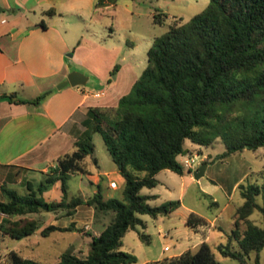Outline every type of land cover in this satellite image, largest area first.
I'll return each instance as SVG.
<instances>
[{
  "label": "trees",
  "instance_id": "obj_1",
  "mask_svg": "<svg viewBox=\"0 0 264 264\" xmlns=\"http://www.w3.org/2000/svg\"><path fill=\"white\" fill-rule=\"evenodd\" d=\"M103 0H98L100 4ZM48 10V14H52ZM164 13L154 15L163 24ZM44 26V25H43ZM118 70L115 64L112 73ZM51 90L33 99H17L34 104L44 100ZM15 94L0 99L12 101ZM84 130L74 141V148L60 156L37 186L27 184V193L2 188L0 232L17 239L30 236L39 227L37 219L27 216L45 210H64L73 215L78 205L93 208L97 219L108 222L103 230L91 236L85 256L64 252L49 264H132V252L121 250L125 232L144 226L140 217L166 216L180 206V200L149 204L154 195L142 194V188L158 184L156 174L169 169L183 174L178 157L186 154L185 140L208 147L222 142L225 150L216 158H225L244 149L264 147V0H209L207 6L185 22L168 24L165 33L154 38L147 50V63L114 107L90 106L83 120ZM94 133L101 134L105 147L124 177V200L104 198L101 184L87 197L69 196L67 181L72 174L89 171L85 159L93 156ZM209 160L203 163H208ZM190 171V169H187ZM60 181V201L46 202L41 194ZM243 202L235 210V227L227 244L217 249L223 257L246 264V256L255 252L253 264H260L258 252L264 247V226L251 219L257 210L264 222V170L254 172L247 184H239ZM19 216L18 218H13ZM190 228L207 221L194 213L186 219ZM245 228L241 232L240 225ZM77 229L47 225L41 230ZM83 231V229H77ZM141 237L148 240L146 234ZM232 240L238 246L233 249ZM3 264H43L24 258L11 250ZM144 264H219L209 243L200 242L178 255L147 261Z\"/></svg>",
  "mask_w": 264,
  "mask_h": 264
},
{
  "label": "rangeland",
  "instance_id": "obj_2",
  "mask_svg": "<svg viewBox=\"0 0 264 264\" xmlns=\"http://www.w3.org/2000/svg\"><path fill=\"white\" fill-rule=\"evenodd\" d=\"M76 3L82 14L86 16L87 23L84 25L79 23V19L74 15L75 12L70 10L61 17H51L48 23L58 26L67 35L77 36L81 34V31H84L86 35L90 33L104 46L112 48L114 64H126L127 84L138 77L146 66L147 50L154 38L165 33L169 23L185 22L203 10L209 0H103L100 4L98 0H77ZM157 13L165 14L163 24L154 22V15ZM45 19L47 20V17ZM95 61L98 62V60ZM76 66L78 69L73 71L88 76L89 80L83 85L84 88H100L97 79L85 67ZM113 74L115 73L108 75L110 82H113ZM93 140L94 154L86 159L90 171L97 173L99 170L93 161L96 158L101 166L110 172V179L116 180L118 185L115 189L104 187L103 195L107 194L109 197L124 200V184L118 183L119 181L115 178L117 166L111 159L101 134L94 133ZM184 147L187 152L183 156L198 154L201 164L209 160L204 174L199 179L193 177V172L201 164L190 171L185 169L183 174L167 169L160 171L157 176L159 183L153 188H143L141 193L151 190L157 195L156 199L148 201L149 204L158 205L167 200L179 199L180 206L166 216L154 218L148 214L140 215L144 226L138 225L135 229L125 232L121 250L132 252L136 256L137 261L132 264H144L146 261L178 255L188 248L195 250L196 242L208 235L205 241L209 243L219 264H240L236 259L223 257L217 247L219 244L229 242L228 235L235 227V210L243 202L239 184H247L252 180L254 172L264 170V147L256 150L244 149L222 159L216 158L225 150L222 142L203 147L187 139ZM180 158L181 156L178 157L179 160ZM67 184L70 197L89 195L93 188L89 178L82 173L72 175ZM102 185L104 186L105 183ZM15 190L18 194L27 193L25 187L16 186ZM46 192L53 199L62 198L59 183L51 185ZM88 208H90L88 205H82L72 215L77 222L76 228H82L83 231L56 230L44 236L40 228L44 227L45 221L38 216L39 227L30 236L17 239L0 232V264L6 261L7 253L11 250L24 258L43 264L56 262L60 255L67 251H75L76 254L84 256L83 252L89 249L87 244L89 237L86 234L87 229L82 224L88 218ZM45 209L43 207L39 212ZM191 213L208 220V225L200 226L199 229H192L185 225ZM250 219L258 226H264L259 211L255 210ZM244 228L245 225L241 224L240 231L242 232ZM143 233L148 236L147 241L141 237ZM232 245L233 249L238 250L234 240ZM164 246L168 249L164 250ZM255 256V252L246 256V264H253ZM258 257L260 264H264V247L258 252Z\"/></svg>",
  "mask_w": 264,
  "mask_h": 264
},
{
  "label": "crops",
  "instance_id": "obj_3",
  "mask_svg": "<svg viewBox=\"0 0 264 264\" xmlns=\"http://www.w3.org/2000/svg\"><path fill=\"white\" fill-rule=\"evenodd\" d=\"M76 1L0 0V96L15 94L12 101L0 99V200H4L3 187L15 190L20 186L27 190L28 183L37 186L56 165L57 159L74 148V141L85 128L83 120L88 107L116 106L137 78L126 84V64H118L113 82H110L108 75L117 64H114L112 48L104 46L90 33L86 35L81 31L80 36L67 35L58 26L48 23L51 17L66 15L68 10L75 12L79 23H87ZM48 10H52V14H48ZM76 65L85 67L97 79L100 88L68 84L58 89L57 85L67 74L78 69ZM46 90L51 93L38 104L17 101L19 98L33 99ZM96 93L99 95L95 96ZM86 159L89 173L85 175L93 187L89 195L96 191L97 183L101 184L102 192L104 187L117 188L116 180L110 179V172L96 158L93 161L99 169L97 173L90 171ZM115 172L118 183L124 184V177L118 170ZM112 182H115L114 186H111ZM56 183L60 184V181ZM46 191L41 194L46 202L60 201ZM142 194L154 195L148 201L157 198L151 190ZM108 197L107 194L104 196ZM82 205L86 204L78 205L75 212ZM89 207L88 218L82 225L87 226L88 233L97 235L108 218L101 215L96 219L93 208ZM38 216L44 219V227L46 224L68 227L72 223L77 227L72 215H64L62 209L31 213L37 220ZM88 237L89 245L91 236ZM207 237L197 241V245ZM87 251L83 252L84 256Z\"/></svg>",
  "mask_w": 264,
  "mask_h": 264
},
{
  "label": "water",
  "instance_id": "obj_4",
  "mask_svg": "<svg viewBox=\"0 0 264 264\" xmlns=\"http://www.w3.org/2000/svg\"><path fill=\"white\" fill-rule=\"evenodd\" d=\"M114 77H115V74H113V78ZM87 80H88V76L84 75L83 73L78 72V71H70L67 74L66 79H64L57 85V88L60 89L68 84L71 86L85 85ZM206 166H207V163L201 164L198 167V169H196L193 172V177L195 179H199L204 174V170ZM43 207L47 208V204H45Z\"/></svg>",
  "mask_w": 264,
  "mask_h": 264
},
{
  "label": "built area",
  "instance_id": "obj_5",
  "mask_svg": "<svg viewBox=\"0 0 264 264\" xmlns=\"http://www.w3.org/2000/svg\"><path fill=\"white\" fill-rule=\"evenodd\" d=\"M99 94L96 93L95 96H98ZM180 162L183 164V166L187 169H192L197 165L201 164L200 158H198V154H194V155H190V156H181L180 158ZM115 182L111 183V186H114ZM6 215L2 212H0V217L1 219L3 217H5ZM85 228H87V226L84 225ZM168 249V247H164V250Z\"/></svg>",
  "mask_w": 264,
  "mask_h": 264
}]
</instances>
